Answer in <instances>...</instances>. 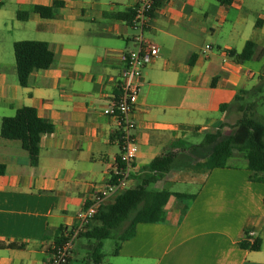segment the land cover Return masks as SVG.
I'll use <instances>...</instances> for the list:
<instances>
[{"label":"crops","instance_id":"1","mask_svg":"<svg viewBox=\"0 0 264 264\" xmlns=\"http://www.w3.org/2000/svg\"><path fill=\"white\" fill-rule=\"evenodd\" d=\"M12 2L16 18L31 6L62 4L52 19L29 12L21 21L33 20L38 41L54 54L51 66L34 71L26 87L18 82L14 54L0 49V130L2 119L23 107L53 127L39 138L35 167L19 141L0 136L6 168L0 175V243L16 246L0 249V264H47L59 229L74 225L115 172L120 125L103 111L120 92L122 56L135 34L115 14L131 11L135 0ZM145 38L159 54L142 71L130 186L140 184L153 159L166 152L178 157L151 186L171 193L163 219L138 224L109 264H264V184L250 181L242 155L225 168L202 167L211 147L187 141L215 133L233 113L220 112L221 106L263 78L247 64L264 67V0H162ZM247 41L257 46L254 58L234 62L228 52H241ZM247 232L261 240L259 251L239 246ZM82 247L89 251L88 243Z\"/></svg>","mask_w":264,"mask_h":264},{"label":"trees","instance_id":"2","mask_svg":"<svg viewBox=\"0 0 264 264\" xmlns=\"http://www.w3.org/2000/svg\"><path fill=\"white\" fill-rule=\"evenodd\" d=\"M213 1L221 5H230L233 2V0ZM161 4L162 0L156 1L152 14ZM3 5V1L0 0V8ZM61 5L60 2H55L51 7L31 6L28 11L17 12V19L26 21L29 12L38 14L42 19H52L54 9ZM115 18L130 23L133 11L115 14ZM37 29L42 30L43 26H38ZM256 49L254 42L247 41L241 52L232 50L228 52V56L236 63H245L254 58ZM13 54L18 82L23 87L27 86L34 71L47 70L54 61V54L49 44L41 41L14 42ZM262 91V84L249 91H239L232 103L221 106L220 112L240 113L241 118L236 122L232 134L224 136L221 131L222 126H219L215 133L206 134L203 141L195 146V148L211 147L212 149L206 161L201 165L202 167L225 168L228 160L239 153L247 162V170L251 173L250 181L264 184V123L256 119L253 112L256 102L252 100ZM52 132V125L43 121L35 109L23 107L13 116L2 119L0 136L4 139L19 141L22 148L29 154L31 166L35 167L39 158V138ZM177 157L178 152H166L153 159L145 167V174L139 185L128 188L117 195L112 202L98 209L93 224L91 223L92 225L90 224L91 226L89 225L80 235L88 241L89 256L93 264H101L104 259L102 253L104 240L109 238L116 240L114 250L116 254L120 242L135 236L138 224L155 223L163 219V207L171 193L167 190H153L151 186L171 171ZM5 171V166L0 165V175H3ZM62 230V228L59 229L57 233L56 243L60 241ZM239 246L242 249L256 252L261 248V240L254 239L251 244L246 234ZM15 247L12 244L0 243V249Z\"/></svg>","mask_w":264,"mask_h":264},{"label":"built area","instance_id":"3","mask_svg":"<svg viewBox=\"0 0 264 264\" xmlns=\"http://www.w3.org/2000/svg\"><path fill=\"white\" fill-rule=\"evenodd\" d=\"M157 0H135L133 18L130 27L134 31L133 48L123 54V81L115 100L104 109L103 113L114 118L120 125L119 156L116 160L115 172L104 190L97 193L90 205L83 208L75 216V223L62 230L59 243H55L47 264H67L77 238L84 233L93 222L98 209L114 200V198L130 188V176L137 156L135 139L136 123L134 114L137 98L142 88V71L158 56L157 45L145 38L151 14ZM252 244L253 232H247Z\"/></svg>","mask_w":264,"mask_h":264},{"label":"rangeland","instance_id":"4","mask_svg":"<svg viewBox=\"0 0 264 264\" xmlns=\"http://www.w3.org/2000/svg\"><path fill=\"white\" fill-rule=\"evenodd\" d=\"M2 1L4 3V7L2 8L0 13V49L2 50L3 54L8 53L11 58L13 55V42L24 40L38 41L40 36H38V33L36 31V23L33 22V20H30L29 22L18 21V19L16 18L17 7L13 4L12 0ZM106 1L108 2L110 0ZM247 65L257 73L260 71L263 72V78H259L257 83V86H259L260 84L263 85V91L253 99L251 97V99L256 102V106H254L253 110L256 119L261 123H264V67L262 68L263 70H260V66L256 63H250ZM240 118L241 114L235 112L225 118V121L220 125V127L222 126L221 128L223 129L224 136H228L234 132L236 122ZM203 137V135H194L192 137L189 136L187 141L191 144H198L203 141ZM235 155L239 156L240 154L236 153ZM87 242L88 241L83 237L75 241L74 251L72 253V258L69 264H93V262H91V257L89 256L90 252L82 247L83 245H87ZM116 243V240L111 238L103 241V264H109V262L111 261L112 252L116 247Z\"/></svg>","mask_w":264,"mask_h":264}]
</instances>
